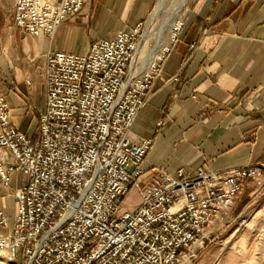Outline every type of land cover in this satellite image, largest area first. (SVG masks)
Masks as SVG:
<instances>
[{"label":"built area","instance_id":"built-area-1","mask_svg":"<svg viewBox=\"0 0 264 264\" xmlns=\"http://www.w3.org/2000/svg\"><path fill=\"white\" fill-rule=\"evenodd\" d=\"M89 0H15L14 23L52 38ZM144 22L90 44L82 53L45 56L46 100L36 138L17 130L0 95V189L16 174L14 216L0 209V252L23 264H199L211 227L264 164L193 176L147 175L151 141L129 130L161 70L165 47L146 72L129 77ZM173 42L181 28L174 30ZM178 32V33H176ZM7 153V156L5 154ZM131 189L140 203L117 212Z\"/></svg>","mask_w":264,"mask_h":264},{"label":"crops","instance_id":"crops-1","mask_svg":"<svg viewBox=\"0 0 264 264\" xmlns=\"http://www.w3.org/2000/svg\"><path fill=\"white\" fill-rule=\"evenodd\" d=\"M152 2L90 0L49 38L18 28L15 0H0V95L14 127L39 135L47 53L85 52L92 42L143 22ZM181 26L129 130L132 141H151L145 173L193 176L199 168L264 164V0H188ZM23 183L16 174L0 189L5 214L14 216L13 192ZM7 233L0 227V235Z\"/></svg>","mask_w":264,"mask_h":264},{"label":"rangeland","instance_id":"rangeland-1","mask_svg":"<svg viewBox=\"0 0 264 264\" xmlns=\"http://www.w3.org/2000/svg\"><path fill=\"white\" fill-rule=\"evenodd\" d=\"M157 1L153 0L151 10L143 21L145 28ZM187 1H185L174 26L165 32L163 49L174 43L172 39L174 30L179 27L182 30L181 16ZM173 6L174 2L162 12V15L151 27L142 57L136 61L138 71L146 62L147 55L154 49L159 26L169 16ZM162 50L157 53L156 58ZM18 177L20 181L24 182V176L18 174ZM253 187L244 186L243 191L235 200V204L233 203V207L227 210L221 220L215 221V225L211 227L214 241L203 252L199 264H264V175L260 184L254 183ZM139 203L138 191L131 189L123 198L117 215L133 210ZM0 264L23 263L21 256L9 260L4 252H0Z\"/></svg>","mask_w":264,"mask_h":264},{"label":"bare ground","instance_id":"bare-ground-1","mask_svg":"<svg viewBox=\"0 0 264 264\" xmlns=\"http://www.w3.org/2000/svg\"><path fill=\"white\" fill-rule=\"evenodd\" d=\"M185 1L186 0H158L157 1L155 8H154V10H153V12H152V14L148 20V23L146 25L144 34L141 37V39L137 45L138 47L136 48L134 57H133L132 62H131L129 77H132L136 74L146 72L149 69V67L153 63L157 53L160 52L165 45V36H166L165 32L174 26V23H175L176 19L179 17L181 9H182L183 5L185 4ZM173 2H174V6H173L169 16L165 20H163L159 26L158 32L156 34V41H155L156 47H155V49H153L151 51V53L147 56L146 62L142 65V67L140 68V71L134 72L137 69L136 61L142 57L143 49H144L145 43H146V38L149 35L151 27L154 25L157 18L162 15V12L168 6H170ZM177 29H179V28H177ZM177 29H175V30H177Z\"/></svg>","mask_w":264,"mask_h":264}]
</instances>
